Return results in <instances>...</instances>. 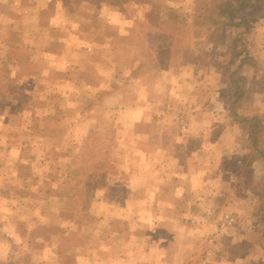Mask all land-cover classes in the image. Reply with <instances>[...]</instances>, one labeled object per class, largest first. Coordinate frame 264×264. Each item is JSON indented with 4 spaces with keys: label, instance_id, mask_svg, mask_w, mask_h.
Returning a JSON list of instances; mask_svg holds the SVG:
<instances>
[{
    "label": "rangeland",
    "instance_id": "rangeland-1",
    "mask_svg": "<svg viewBox=\"0 0 264 264\" xmlns=\"http://www.w3.org/2000/svg\"><path fill=\"white\" fill-rule=\"evenodd\" d=\"M186 1L0 0V264H38L44 253L30 254L20 247L21 244L43 240L40 230L34 232L35 227L46 226L59 230L60 234L75 227L76 222L69 220V214L74 212V207L69 206L71 203H77L76 216L83 217L81 223L98 231L111 224L113 220L109 223L108 219L122 217L118 206L110 209V206H101L97 201L91 202L89 194L72 191L65 202L58 193H54H61L64 187L70 189L69 186L88 188L87 180H107L109 186L121 185L122 182L117 183L119 174L116 172L118 167H115L119 163L121 147L114 142V132L119 129L121 135L130 133L135 136V131L122 122L110 131L108 128L102 130L100 126L94 129L90 124V110L86 109L87 102L95 99L102 105L107 98L115 96L117 102L112 106L116 122L118 116L130 122L142 118V82L151 83L154 66L165 71L172 64L178 65L182 72L177 76L179 86L193 84L191 78H199L195 79L201 87L196 93L198 118L196 116L194 129L206 132L204 148H199L205 150L204 155L196 156L193 161L187 159V164H191V175L187 180L189 190L196 194L208 191L204 203L194 206L196 217L202 212L206 217L204 221H198L195 229L204 226L209 231L206 237H197L201 234L199 231L194 236L200 238L202 244L195 248L193 254L196 257L192 264H204L210 257V264H245L243 261L248 260L244 258L246 255L250 254L254 259L264 255V199L262 202L261 195L255 193L264 182V165L244 159L242 152L243 146H247L246 133L235 123L229 110L222 103V108L217 104L222 100L211 94L214 91L216 94V90L225 85L223 79L228 77V74L218 72V67L227 68L234 63L232 71H236L239 65L236 56L264 54L261 48L264 46L254 45L253 41L251 47H247L252 39L264 40V32L255 38V28L241 26L252 19L226 27L228 17L224 16L218 0H189L188 3L195 1V5H199L194 6L195 13ZM204 17L207 19L205 23L202 22ZM211 17L216 21L211 29L205 30ZM227 43L229 50L224 49ZM208 59L217 64H208ZM88 85L104 87L95 97L88 91ZM180 89L173 91L174 96L182 94ZM162 90L155 93L159 100L167 95ZM128 101L131 106H127ZM246 103L249 104L248 98ZM240 112L243 114V106ZM99 114L103 117L104 109L99 108ZM137 127L142 130V124ZM96 130L99 131L94 133ZM88 131L91 135L87 139L97 134L95 140L107 147V159L94 152L88 153L87 139L83 137ZM136 135L140 134L136 132ZM109 138H112V144L108 142ZM131 143L134 145L133 141ZM191 146L194 149L198 147L196 142ZM126 152L121 154L126 155ZM128 157L122 158L128 160ZM237 158L241 160L235 164ZM203 163H209L212 177L209 190H205L206 186L202 188L203 173L197 168V164ZM151 166H159V163L151 162ZM167 168V176L161 174V178L169 184L164 190L170 199L162 204L163 213L175 207L171 203L174 195L170 186L171 166ZM60 169L71 173L60 174ZM75 169L81 171L82 176L73 173ZM218 169L222 176L231 177L232 188L224 187L213 178ZM156 173L153 169L143 174V181H155ZM132 179H138L137 175ZM20 182L46 184L47 197L50 198L39 201L36 191L32 197L36 200L32 201L29 196L36 189H10L11 183ZM56 182L59 191L51 192L49 186ZM182 188L181 193L186 191L185 186ZM102 191L96 190L92 200L102 198L105 193L115 197L119 195L118 189L107 190L105 187ZM12 192L19 198L28 196L33 207L26 214H31V217L25 219L10 215L24 209L19 205L12 210ZM231 192L235 195L230 197ZM240 194L242 197H237ZM126 197L132 196L126 194ZM127 207L130 210L134 208L133 205ZM142 207V204L137 205L138 209L142 210ZM90 212L101 218H87ZM131 222L136 221L133 219ZM239 230L242 233L237 236ZM50 238L54 241L60 239L55 234L47 240ZM217 240H221L219 250H215L218 249ZM208 246L213 249L209 250ZM67 250L66 254L62 253L63 261L65 257H71ZM75 252L72 258H79L82 250L76 249ZM102 253L99 252V258ZM180 256L186 258L184 249ZM256 264H264V260Z\"/></svg>",
    "mask_w": 264,
    "mask_h": 264
},
{
    "label": "crops",
    "instance_id": "crops-1",
    "mask_svg": "<svg viewBox=\"0 0 264 264\" xmlns=\"http://www.w3.org/2000/svg\"><path fill=\"white\" fill-rule=\"evenodd\" d=\"M188 1L189 0L186 1L187 6H190L194 13L197 12V10L194 8V6H199L195 5L197 2L190 1L188 3ZM225 1L226 0H218L217 4L220 2L223 3ZM202 9L205 11V7H202ZM176 11L178 12V10L174 9V12ZM202 20H204L202 21L203 23L207 22L205 17ZM252 20L248 22V24H241V26L248 25L250 28L257 29L258 32L254 29L253 33L255 34L253 35L255 38H258L261 36L260 34L264 32V19L254 18ZM215 21L216 19L214 20L213 17H211L208 21V24L205 26V30L211 29ZM234 22L235 25H240V23H242L240 20H235ZM252 41L254 45L264 46V40L262 38L258 40L252 39L248 43V48L251 47L250 43H252ZM245 45L247 44L245 43ZM224 47V49L229 50L228 43L226 46L224 44ZM261 48L264 49V47ZM244 57L253 59L256 65L255 67L248 65L243 69V88L245 90L246 97L249 99V104L245 103V105H243V114L245 117L249 118L254 116H264V54L262 56H258L257 53L243 54L242 56H239V62L243 60ZM183 60L186 59L184 58ZM206 61H208V64L210 65L217 64V62H215L213 59H208ZM178 67V65L172 64V67H169L163 71L159 67L156 68L154 66L152 69L153 79L151 83L143 84L142 82V103L140 102V104H142V110L140 112L142 113V118L140 117L138 119H133L130 122L127 121V119H123V117L121 118V116H118L116 122V116L113 115L114 107L112 106L113 102H117V97L115 96L107 98L102 103V105L98 104L95 99H91L87 102L88 106L86 109L90 110V124L95 127L94 129L100 126L102 130L107 128L109 130L113 126L122 122L125 125H130L132 130L134 129L135 131V136L130 133L121 135L119 129L115 130L114 132V142L116 141L118 144L117 146L121 147L120 151H127L125 153L126 155H122L121 152L119 153V163L115 166L118 167L116 172L119 174L117 183H122L120 186L115 187L116 183L109 186L107 184V180H85L90 185L88 188L69 186L70 189L64 187L63 190H65L61 193L56 192L59 191L57 182L53 185L49 184V188L51 189V192H56L54 193L55 195L58 193V195L65 202L68 201V194L72 191L85 193L86 195L89 194V199L91 202L97 201L99 204H101V206H110V209L113 208L112 206H118L120 208L122 217L119 216L116 219H108L109 223L112 220L113 221L111 224H108L107 228H104L101 231L88 228L81 223L83 217L76 216L77 212L75 209L77 207V203H71L69 201V203H71L69 206L74 207V212L69 214V220L71 219V221L76 222L74 223L75 227L61 232L62 234L59 233V230H51L46 228V226L39 229H37L38 227H35L36 231L34 232H39L40 230L43 240H34L33 242L28 240L29 242L22 243L20 246L30 254H37L38 252L42 251L44 253L43 258L41 261H38V264H86V262H88V264H192V260L196 257L193 254L195 248L201 246L202 244V240L200 238H195L194 236L197 235L196 233L199 231L201 234H199L197 237H206L205 234L209 231V229L205 228L204 226H199L198 229H195L193 223L204 221L206 217H203V212L201 214L199 213V216L196 217V213H194V206L198 203H204L205 198L208 195V191L205 192L202 190L196 194L189 190V181L187 180L191 175L189 170V166L191 164H187V159L190 158V160L193 161L195 160L196 156L199 157L202 154L204 155L205 150L199 148L202 146L204 148V136L206 135V132L204 130L200 132L194 129V124L197 122L196 116L198 118V112L195 111L196 104H198L195 103L198 97L196 93L200 91L201 87L200 85L196 84L195 79L199 78H191L193 84H183L182 86H179L177 76L182 75V72L178 70ZM208 73L210 72L208 71ZM183 79L185 78L183 77ZM183 81L186 82V80ZM163 83L165 86H162ZM193 85L196 86L192 88ZM89 87L91 89H89ZM103 87H91L88 85V91L92 92V94H94L96 97ZM204 88L207 90V87L204 86ZM162 89H164V92H166L167 95L164 96L163 99L159 100L155 93L157 94L158 92H161ZM178 89H180L179 91H182V94L176 97L174 96L173 91ZM225 90L226 86L221 85L219 89L216 90V94L215 91H212L213 93L211 94H214V96L218 97L219 100H222L221 94ZM222 102L223 101L217 104L221 107L220 103ZM122 104L125 105V101H122ZM127 106H131L130 101H128ZM99 108L104 109L103 117H100ZM201 109H203V106ZM179 112L180 115L177 114ZM140 124H142V130L137 127V125ZM171 130H174L175 132L172 133ZM97 131L99 130H96L94 133ZM136 132L140 135L137 136ZM88 135H91L90 131H88V133L83 137L87 139ZM109 139L110 140L108 142L111 143L112 138ZM131 141L134 142V145H132ZM137 141L139 144H137ZM192 142H196L198 144L196 149L190 147ZM190 148H192L191 151ZM249 153L248 146H243L242 155H249ZM127 155L129 156L128 160L122 158ZM237 155L234 157H237ZM151 162L159 163V166H151ZM209 163L206 165L205 163L202 165L197 164V168L203 173L202 188L206 186L205 190H209V183L212 178L211 172L208 168ZM257 163L258 162L254 164ZM168 165L171 166L170 174H172V177L170 178V186L174 190L171 203L174 204L175 207L170 212L163 213L164 210L162 208V204L168 202L170 197H168V193L164 190V188L167 189V185L169 184L165 182L163 178H161V174L167 176ZM65 169H60L58 173L65 175L71 173ZM153 169H156V172L159 173H156L157 177L155 174L156 180L147 182L144 179L143 181V174L152 172ZM220 171L221 170L218 169L213 178L219 180L220 184H222L224 187H229V189L232 188V183L228 181L225 176H222L221 173L219 174ZM49 172L50 171H48V173ZM73 173H79L80 176H82L81 171L77 172V169H75ZM131 174L133 175L131 176ZM140 174H142V177ZM136 175L138 179H132ZM122 177L124 178L123 180H121ZM10 185L11 190H15L16 188L22 191H25L29 188L36 189L32 191V194H30V199L35 196L36 191L39 196H37L39 201H46V199L50 198L47 197L46 184L42 185L38 184V182H33L31 184L28 182H20L18 184L11 183ZM182 186L186 187V191L181 193L180 190L183 191L184 189ZM105 187L107 190L118 189L119 195L116 197L114 195L109 196V194L104 192L105 194H103L102 198L98 197L92 200V195H96L95 191L98 189L102 191ZM189 191L191 193H189ZM126 194L128 196L131 195L132 197L127 198ZM233 194L235 195V193L231 192L230 197ZM196 196H198V198H196ZM10 197V205H12V210L17 208L19 205L24 206V209H22L21 212L17 210L10 215L25 219L31 217V214H29V216L26 214L27 212L29 213L33 207L32 202L28 199V196H20L19 198L15 195L13 196L12 192ZM237 197H242V195L240 194ZM34 200H36L35 197L32 199V201ZM261 201L263 202L262 197ZM140 204L143 205L142 210L137 208V205ZM131 205L134 206L132 210L129 209L130 207H127ZM73 207L71 208L73 209ZM67 209L68 208L66 207V210ZM36 214L38 213L36 212ZM33 215H35V212ZM87 215L88 216L86 217H89L91 220H98L101 218L100 215H96L91 212ZM133 219H135L136 222H131ZM241 233L242 231L239 230L237 236H239ZM258 233L260 232L258 231ZM54 234L60 237V239L54 241L50 238L47 240ZM71 237H73V240ZM82 237L83 240H81ZM88 238H90V240ZM220 242L221 240H217L218 249L215 248V250L220 249ZM210 246H208L209 250L210 248L212 250L213 248ZM67 249H69L71 257H65V261H63L62 253L66 254L68 251ZM76 249L82 250V253H80L79 258H72V256H74L72 254L76 253ZM182 249H184L185 253L187 254L186 258H182L180 256ZM100 251H103V253L99 258ZM51 257H54V260H52ZM244 258H248V260L243 261V263L256 264L257 262L264 260V255L258 259H254L249 254L248 257L246 255ZM211 260L212 259L210 257L204 261L205 263H203L210 264Z\"/></svg>",
    "mask_w": 264,
    "mask_h": 264
},
{
    "label": "trees",
    "instance_id": "trees-1",
    "mask_svg": "<svg viewBox=\"0 0 264 264\" xmlns=\"http://www.w3.org/2000/svg\"><path fill=\"white\" fill-rule=\"evenodd\" d=\"M220 6L224 16L228 17L227 23L225 24L226 27L233 25L235 20H240L243 22L244 20L254 18L264 19V0H226L225 2L221 3ZM222 25L223 24H221V26ZM216 26L219 27L220 23L217 22ZM236 59L238 61L239 56H236ZM248 65L255 67L256 63L253 61V59L244 57L243 60L239 62L236 71H232L234 63L227 66V68L218 67V72L228 74V77L223 79L226 90L222 92L221 98L223 101V107L229 110L235 123L239 125L246 133L247 146L250 153L249 155H245L244 159L248 160L252 164L258 162L264 165V132H262L264 130V116H254L249 118L245 117L244 114L240 112L241 107L247 101L245 90L243 88L244 77L241 74L243 73L244 67ZM143 66L144 64H142V68ZM96 135L97 134L93 135L87 141L88 153L94 152L95 155L100 154L104 159H107V147L103 144V142L100 143L95 140L97 137ZM190 147L192 146L190 145ZM192 148H190V151ZM91 156H93V153ZM241 158H237L235 164H238ZM235 164L232 166L234 167ZM225 174L228 173L225 172ZM230 178L228 175H226V179L232 183ZM256 190L257 192L255 193H258L264 199V182L258 186Z\"/></svg>",
    "mask_w": 264,
    "mask_h": 264
},
{
    "label": "built area",
    "instance_id": "built-area-1",
    "mask_svg": "<svg viewBox=\"0 0 264 264\" xmlns=\"http://www.w3.org/2000/svg\"><path fill=\"white\" fill-rule=\"evenodd\" d=\"M229 217H230V216H229ZM229 217H226V219H229ZM197 224H198V222H194V223H193V225L195 226V228H197V227H196Z\"/></svg>",
    "mask_w": 264,
    "mask_h": 264
}]
</instances>
